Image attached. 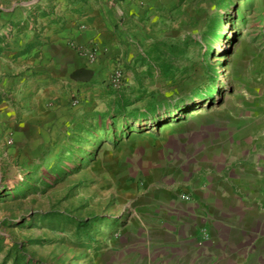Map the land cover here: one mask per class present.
I'll use <instances>...</instances> for the list:
<instances>
[{"label":"crops","instance_id":"0c3cea01","mask_svg":"<svg viewBox=\"0 0 264 264\" xmlns=\"http://www.w3.org/2000/svg\"><path fill=\"white\" fill-rule=\"evenodd\" d=\"M178 1L0 0V161L16 152L13 138L34 147L67 132L118 65L126 79L145 67ZM261 90L249 111L227 108L220 132L146 177L107 264H264Z\"/></svg>","mask_w":264,"mask_h":264},{"label":"rangeland","instance_id":"374dc122","mask_svg":"<svg viewBox=\"0 0 264 264\" xmlns=\"http://www.w3.org/2000/svg\"><path fill=\"white\" fill-rule=\"evenodd\" d=\"M216 15L227 17L220 26L223 37L207 60L217 71V92L192 101L191 93L210 83L211 69L202 56L207 43L190 46L175 78L153 66L154 45L146 50V66L128 68L122 87L92 94L67 132H50V139L34 147L22 136L13 138L7 151L16 152L0 161V264L22 244L43 264H107L110 246L128 230L131 204L146 177L156 176L165 158L176 159L178 147L193 149L203 144V132H220L227 108L240 103L249 111L264 88V0H179L168 11L170 22L159 29L161 41L196 38ZM118 97L127 102L125 115L143 117H127V127L120 116L115 124L105 119L117 112ZM154 108L158 113L151 117L148 111ZM74 150L64 164L68 173L45 183L51 168ZM49 212L87 221L92 237L77 236L74 224L45 225ZM33 216L34 223L23 227Z\"/></svg>","mask_w":264,"mask_h":264},{"label":"trees","instance_id":"16d2710c","mask_svg":"<svg viewBox=\"0 0 264 264\" xmlns=\"http://www.w3.org/2000/svg\"><path fill=\"white\" fill-rule=\"evenodd\" d=\"M227 20L226 16H220L216 15L215 19L209 22V24L206 27V30L199 35L196 38H192L184 43L177 44V43H167L163 41L156 42L155 46L152 48L153 54L155 56L153 57V66L156 65L158 69L161 71L164 77L166 78H175L177 77L178 71H179V64L178 62L182 60L184 53L189 50L190 46L194 44H201L204 45L207 43L206 51L204 52L203 56V63L208 67V69H211L210 72V83H208L207 86H203L201 89L194 91L191 93L192 101H196L199 99L207 98L212 92H217L219 90L218 88V75L215 68H211L207 63V60L210 56L214 53V45L217 43L218 40H220V37L222 36V32L220 31V26L222 23H225ZM220 103L222 102L221 99H219ZM117 103V104H116ZM117 106V112L116 110H112L109 112V114L105 115V119L112 118L113 124H115L116 118L120 116V118L123 120L122 127H127L128 119L127 117H138V119L142 118V114H129L125 115V111L127 109V102L123 101L121 97L116 98L114 102V106ZM149 115L151 117H156L157 115V109L154 108L151 111H148ZM156 119V118H154ZM85 129V128H83ZM80 133V132H78ZM80 136V134H78ZM72 151L69 156L61 158L54 167L51 168L50 172L46 174V181L45 183H48L51 181V179L60 177L66 173H68L67 169L65 168L64 164H66L71 158L73 153ZM74 162V161H73ZM59 179V178H57ZM32 186V183L29 184L27 187L23 189V192H26L27 190H30ZM36 219V216H33L31 218H28L25 220V224H23V227H28L32 223H34ZM45 222V225L53 226L55 224L58 225H64V227H68L70 225H75V233L77 236H81L82 233L83 237L91 238V232L88 231L89 226L87 221L78 220L76 218H73L71 216H67L60 212H49L47 213L43 220ZM27 224V225H26ZM13 259V264H43L40 261L29 257L28 252L26 251V244L17 245L11 248L9 250L7 257L5 258L3 264H7L10 260Z\"/></svg>","mask_w":264,"mask_h":264},{"label":"built area","instance_id":"2783aa9c","mask_svg":"<svg viewBox=\"0 0 264 264\" xmlns=\"http://www.w3.org/2000/svg\"><path fill=\"white\" fill-rule=\"evenodd\" d=\"M90 59L95 61L97 57V51L95 49L87 52ZM109 85L113 88H120L125 84V70L121 65H118L109 76ZM185 199H188L187 196Z\"/></svg>","mask_w":264,"mask_h":264},{"label":"bare ground","instance_id":"6f19581e","mask_svg":"<svg viewBox=\"0 0 264 264\" xmlns=\"http://www.w3.org/2000/svg\"><path fill=\"white\" fill-rule=\"evenodd\" d=\"M168 128V126L167 127H165V129H167Z\"/></svg>","mask_w":264,"mask_h":264}]
</instances>
